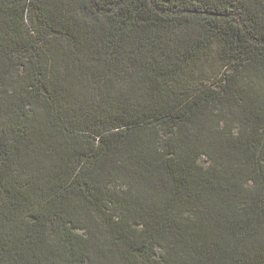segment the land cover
Here are the masks:
<instances>
[{"label": "trees", "instance_id": "obj_1", "mask_svg": "<svg viewBox=\"0 0 264 264\" xmlns=\"http://www.w3.org/2000/svg\"><path fill=\"white\" fill-rule=\"evenodd\" d=\"M0 264H264V0H0Z\"/></svg>", "mask_w": 264, "mask_h": 264}]
</instances>
